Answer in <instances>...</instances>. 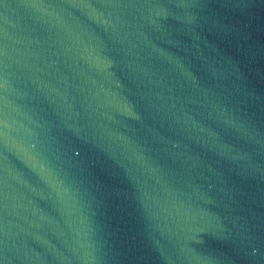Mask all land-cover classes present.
Listing matches in <instances>:
<instances>
[{
  "label": "water",
  "instance_id": "water-1",
  "mask_svg": "<svg viewBox=\"0 0 264 264\" xmlns=\"http://www.w3.org/2000/svg\"><path fill=\"white\" fill-rule=\"evenodd\" d=\"M0 264H264V0H0Z\"/></svg>",
  "mask_w": 264,
  "mask_h": 264
}]
</instances>
